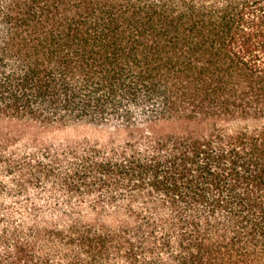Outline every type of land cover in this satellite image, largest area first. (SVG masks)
Here are the masks:
<instances>
[{
  "label": "trees",
  "instance_id": "1",
  "mask_svg": "<svg viewBox=\"0 0 264 264\" xmlns=\"http://www.w3.org/2000/svg\"><path fill=\"white\" fill-rule=\"evenodd\" d=\"M0 119L133 141L72 178L127 206L5 232L0 264H48L46 237L67 264H264V0H0Z\"/></svg>",
  "mask_w": 264,
  "mask_h": 264
},
{
  "label": "rangeland",
  "instance_id": "2",
  "mask_svg": "<svg viewBox=\"0 0 264 264\" xmlns=\"http://www.w3.org/2000/svg\"><path fill=\"white\" fill-rule=\"evenodd\" d=\"M144 128L142 133L146 131ZM147 128L150 133L169 129ZM131 135L111 126L41 129L0 119V252L12 244V238L7 243L1 242L5 232L12 237L17 231L18 238L23 240L31 232L49 230L52 226L64 230L65 224L75 218L73 212L87 216L88 211L96 208L112 210L127 206L123 189L85 186L92 182L88 174L81 184L72 178L86 160L93 163L104 158L119 160V154L133 142ZM133 145L138 152L146 149L144 138ZM133 205L139 207L138 203ZM110 217L113 224L119 220L118 216ZM37 252L49 257L48 264H67L66 260L74 255L84 256L79 249L47 237L37 244Z\"/></svg>",
  "mask_w": 264,
  "mask_h": 264
}]
</instances>
